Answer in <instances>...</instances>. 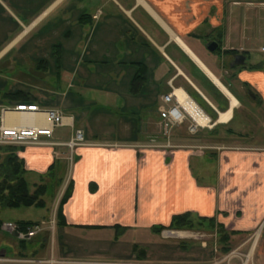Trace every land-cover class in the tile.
Returning <instances> with one entry per match:
<instances>
[{
    "label": "crops",
    "instance_id": "obj_1",
    "mask_svg": "<svg viewBox=\"0 0 264 264\" xmlns=\"http://www.w3.org/2000/svg\"><path fill=\"white\" fill-rule=\"evenodd\" d=\"M262 20L264 2L248 0H0V64L11 56L8 67L14 66L13 71L30 64L35 69L29 73L38 72L41 81L49 76L57 80V87L45 93L62 97L53 102L47 95L13 88L0 91V106L37 105L73 120L67 139L57 137L55 129L51 139L15 145L34 189L59 183L58 201L70 192L63 205L65 223L59 227L67 241L119 226L139 243L153 227H168L175 215L191 213L215 218L237 233L232 239L244 236L242 248L253 240V263L264 264V58L252 57L247 48L251 25ZM60 38L63 42L57 43ZM211 41L220 44L214 54L207 48ZM39 50L49 59L26 58ZM77 55L84 65L76 72L69 64ZM240 55L243 65L236 64ZM75 81L107 98L127 94V103L137 107L133 114L143 117L128 119L134 124L125 123L123 139H106L104 125L111 116L96 114L87 120L84 111L75 114L80 106L62 89L63 84L74 88ZM177 88L209 109L210 115L204 112L211 134L222 129V141L247 142L211 144L206 152L188 143L174 148L147 144L148 138L154 141V126L162 137L160 105L148 109V96L162 101ZM148 89L153 92L145 94ZM238 114H244L241 123H236ZM5 122L10 127L47 125L40 113H7ZM76 129L84 131L85 143L72 153L65 145ZM252 138L259 143H250ZM194 257L192 263L177 264L212 262Z\"/></svg>",
    "mask_w": 264,
    "mask_h": 264
},
{
    "label": "rangeland",
    "instance_id": "obj_2",
    "mask_svg": "<svg viewBox=\"0 0 264 264\" xmlns=\"http://www.w3.org/2000/svg\"><path fill=\"white\" fill-rule=\"evenodd\" d=\"M249 34L252 38L251 41L247 43V48L251 50L252 57L263 59L264 53H260V49L264 47V20H262L261 23H256V25L252 24ZM254 35L255 37H253ZM61 42L63 41L60 38L57 43ZM42 52L43 51L39 50L37 52H34L35 54L33 56L26 55V58L29 57L31 61H35L39 58V56L42 57ZM11 57L4 60L0 64L1 93L15 88L37 97L41 93L44 96L47 95V98L49 100L57 102L56 100L60 98L58 97L60 96L58 92L53 95L45 93L50 92L49 89L57 87V80L54 77L49 76L48 79L43 78L41 81L38 78V72L29 73V71L35 69L34 67H31L30 64H21L22 66L18 68L20 70L13 71L14 66L8 67V62L10 61ZM42 58L48 57L43 56ZM83 61V58H79L78 55L76 57H71V61L69 64L70 68L75 69L77 72L78 68L84 65ZM18 71L23 72V74L17 73ZM75 75L78 74L75 73ZM73 86L74 88L71 89L68 88L67 84H63L62 89L66 90L67 93H69L70 100H73L74 103H77L80 106L76 112L74 111L75 114L78 112L79 114H81L84 111L85 115L88 114L87 120L89 119V117L91 118L96 114H101L102 116L106 117L111 116V122L109 121V123L107 122L104 125L105 130L109 131L103 132L104 135H107L105 137L108 140L123 139V130H125L124 125H126V122L130 121L128 119H137L139 118V116L143 117V113L139 115L138 113L133 114V112L136 111L137 107H132L127 103V94L120 93L118 96L112 95L110 98H107L105 95L106 93H102L94 89L88 90L78 87L77 81H75ZM152 92V89L145 90V94H149ZM61 98L59 100H61ZM148 98V101H150V105L147 106V108L150 110H157L159 105H163V102L159 100L157 95L150 94ZM0 101H4L3 95L0 97ZM245 102L249 104L250 100L246 99ZM101 104L105 105L106 107H101ZM138 109H141L140 106H138ZM144 111H146V109ZM243 117L244 114H238L236 123H241L240 121H242ZM114 118L116 119V121L113 120ZM159 118L161 119L160 113ZM130 122L134 124V121ZM191 123L192 122L190 120H187L185 124L173 129L170 136V141L173 145L186 143H188V145H199V147H197L198 150H203L206 152L208 149L207 147H210L211 144H221L225 145L226 147H233L235 145L245 144L243 142H247L246 140L237 142L240 141L239 139H229L222 141L221 134L224 135L222 129H218L219 132L211 134V131L208 130L209 128H200L198 132L192 134L189 132V126ZM93 128L96 127L93 126ZM150 131L154 133L155 137L154 141H152V137L151 139H146L147 144H155L153 146L157 147H162L166 144L165 139L160 136V132L158 131L157 126L151 128ZM262 131H264V127L263 129H261L260 134H264L262 133ZM71 132L72 128L70 127L57 128L56 136L67 139L70 136ZM103 133H101V136ZM248 141H250V143L252 144L259 143L258 139L253 138ZM65 172L66 171H63L61 176L65 175ZM64 177V179H66V176ZM29 183L33 191L34 182ZM60 195L59 183L55 182V186L51 184L48 189L47 195L44 197V200L46 201V207L44 209H37L35 207L0 209V221L19 223L17 221L32 220L38 223H44V234L45 232H50V240L45 248L40 247V243H37L29 244L25 249H22L19 245V240L15 236L1 230L0 253H5V256L10 257H19V255L23 254L27 255L28 258H34L38 260H50L53 256L56 260L70 262L123 261L133 262L137 264H177L181 261H189L192 263L195 258L194 256H196L198 260L201 259L204 261H212L213 263L218 262V264H227V262L223 261L227 254L223 253L222 246L219 243L221 237L218 236V222L214 227H212L209 222H200L201 225L196 226L194 230H164L160 235L151 233L149 236L143 234L142 238L138 236L140 240L138 241L139 243H137L138 238L137 236H134V234H122L120 236L117 234V231L110 232L106 230L91 232L86 231L82 233L84 237L83 239L81 237H78L75 241H67L65 239L67 237L66 233L64 234V231L57 228L56 225V215L59 208L58 204L61 201H58L59 197L61 198ZM169 232H184L187 234V237H172L171 235H167L166 237V233ZM244 238V236H236L233 239L231 237L230 245L232 247V250L230 253H228V255L233 253L250 255V264H254L253 251L255 250H252L253 240L250 245L242 248L241 245ZM257 238H255L254 241ZM133 243H136V245H134ZM204 243L207 244L206 250L201 248ZM232 264H239L238 259H233Z\"/></svg>",
    "mask_w": 264,
    "mask_h": 264
},
{
    "label": "built area",
    "instance_id": "obj_3",
    "mask_svg": "<svg viewBox=\"0 0 264 264\" xmlns=\"http://www.w3.org/2000/svg\"><path fill=\"white\" fill-rule=\"evenodd\" d=\"M262 51L264 52V48L262 49ZM162 101H163V105L160 106L159 108V112L161 116L160 129H161V135L165 139L166 144L161 148H174L173 144L170 141L171 133L173 129L185 124L187 120H190L192 122L189 126V132L192 134L198 132L200 128L203 129L210 127V126L209 127L199 126L194 121V119L185 111V109L182 107L180 101L176 96V89H173V91L170 94L165 95ZM199 108L201 107L199 106ZM201 110L204 112L202 108ZM7 113H22V114L40 113L43 114L44 117L46 118L47 125L44 127H38V126L10 127L6 125L5 122V115ZM61 127H73V120L69 117H66L59 110L46 111V110H42L37 105H29V104H20L18 106H13V107L0 106V145L39 143L41 137H46L49 139L53 138L55 129ZM84 143H85L84 131L81 129H76L74 136L65 146H67L73 153L77 147L83 145ZM43 225L44 223H36L32 226H28L27 228H24L19 223L3 222L1 225V230L9 234H12L19 241L28 242L33 240L35 237H37L44 231ZM183 234L184 235L181 236V238H186L187 234L184 232ZM203 246L207 247V244L204 243ZM235 258L238 259L239 264H250V255L241 254V253L240 254L233 253L229 255L227 254V256H225L223 261L227 262V264H232L233 259ZM0 264H137V263L70 262V261L56 260L55 257L53 256L50 260H38L28 257L0 256ZM210 264H218V262L216 263L212 262Z\"/></svg>",
    "mask_w": 264,
    "mask_h": 264
},
{
    "label": "trees",
    "instance_id": "obj_4",
    "mask_svg": "<svg viewBox=\"0 0 264 264\" xmlns=\"http://www.w3.org/2000/svg\"><path fill=\"white\" fill-rule=\"evenodd\" d=\"M248 1L264 2V0ZM42 63H46V61L44 60ZM14 95L15 94H13V96ZM191 96L200 107L204 106V104L199 99L194 97V95L191 94ZM203 108L202 109L210 115L208 108ZM212 132L216 133V128H214ZM227 133L232 134V131L230 132L229 130ZM17 151V146L0 145V209H19L22 207H35L37 209H44L46 207V201L44 200V197L47 195L50 185L41 183L36 185L35 189L32 191L25 178L26 169L24 162L17 156ZM53 170L54 168H51L50 172L54 176V179H56ZM69 193L70 192L67 191L59 203V208L56 215L57 228L63 226L65 223L63 205L67 201ZM200 222H209L212 227L216 226L217 223L215 218H201L196 217L191 213H186L182 215H175L168 227L155 226L151 231L154 234L160 235L164 230H194L196 226L201 225ZM2 223L3 222L0 221V231ZM36 223L38 222H19V224L24 228L32 226ZM217 226L218 236L221 237L219 243L222 246V251L224 254H228L232 250L230 245L231 237L237 233L227 231L225 227L219 223H217ZM126 230V228H121L118 226L116 227L115 231H117V234L121 236ZM49 240L50 232H45V234L43 232L31 241H19V245L22 249H25L29 244L40 243V247L45 248ZM19 257H27V255L22 254L19 255Z\"/></svg>",
    "mask_w": 264,
    "mask_h": 264
},
{
    "label": "bare ground",
    "instance_id": "obj_5",
    "mask_svg": "<svg viewBox=\"0 0 264 264\" xmlns=\"http://www.w3.org/2000/svg\"><path fill=\"white\" fill-rule=\"evenodd\" d=\"M176 96L178 100L180 101V104L185 109V111L194 119V121L202 127H211L210 119L208 115H206L201 108L188 96V94L185 91L180 90V88L176 89ZM233 104L236 105V101L234 99ZM231 112L221 116V122H225L230 118ZM174 232L166 233L167 235H171L172 237H181L184 234L178 233L176 234ZM181 234V235H180ZM179 235V236H178Z\"/></svg>",
    "mask_w": 264,
    "mask_h": 264
},
{
    "label": "water",
    "instance_id": "obj_6",
    "mask_svg": "<svg viewBox=\"0 0 264 264\" xmlns=\"http://www.w3.org/2000/svg\"><path fill=\"white\" fill-rule=\"evenodd\" d=\"M208 50L211 52V53H216L219 51L220 49V44L217 42V41H211L208 46H207ZM245 62V57L240 55L237 57V61H236V64L237 65H243ZM6 254L5 253H0V256H5Z\"/></svg>",
    "mask_w": 264,
    "mask_h": 264
}]
</instances>
